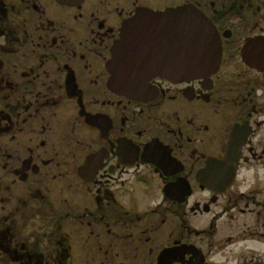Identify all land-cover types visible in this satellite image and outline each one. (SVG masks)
Listing matches in <instances>:
<instances>
[{
  "label": "flooded vegetation",
  "instance_id": "flooded-vegetation-1",
  "mask_svg": "<svg viewBox=\"0 0 264 264\" xmlns=\"http://www.w3.org/2000/svg\"><path fill=\"white\" fill-rule=\"evenodd\" d=\"M0 264H264V0H0Z\"/></svg>",
  "mask_w": 264,
  "mask_h": 264
},
{
  "label": "water",
  "instance_id": "water-1",
  "mask_svg": "<svg viewBox=\"0 0 264 264\" xmlns=\"http://www.w3.org/2000/svg\"><path fill=\"white\" fill-rule=\"evenodd\" d=\"M137 18L158 26L178 25L180 28L178 44L179 65L173 70L154 65L152 71L156 74L171 80H179L208 75L218 67L221 54L218 34L214 25L199 10L181 7L158 13L146 11ZM125 28L126 26L121 31V38L113 48L114 64L118 60V53L126 39ZM171 55L173 54L171 53ZM137 75L139 73L132 72V76Z\"/></svg>",
  "mask_w": 264,
  "mask_h": 264
}]
</instances>
